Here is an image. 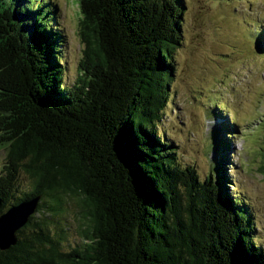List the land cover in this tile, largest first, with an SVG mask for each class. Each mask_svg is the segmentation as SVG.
I'll return each instance as SVG.
<instances>
[{
  "label": "trees",
  "instance_id": "1",
  "mask_svg": "<svg viewBox=\"0 0 264 264\" xmlns=\"http://www.w3.org/2000/svg\"><path fill=\"white\" fill-rule=\"evenodd\" d=\"M75 5L82 50L65 87L55 6L0 0V215L40 197L0 264H264L244 206L226 191L224 160L201 181L156 132L181 0ZM226 148L224 136L216 149ZM261 167L264 178V151ZM20 175L30 189L15 197ZM64 198L83 219L81 244L69 250L52 220Z\"/></svg>",
  "mask_w": 264,
  "mask_h": 264
},
{
  "label": "rangeland",
  "instance_id": "2",
  "mask_svg": "<svg viewBox=\"0 0 264 264\" xmlns=\"http://www.w3.org/2000/svg\"><path fill=\"white\" fill-rule=\"evenodd\" d=\"M49 3L55 6L54 31L64 37L58 49L62 86L69 87L82 50L78 9L75 0ZM181 6V44L172 55L173 76L157 135L172 146L177 164L194 167L201 181L213 170L215 158L224 160L226 191L241 201L252 241L264 249V51L259 35H264V0H181ZM223 135L227 151L218 152ZM3 159L0 149V170ZM29 189L20 175L15 197ZM52 220L65 229L64 250L81 244L83 219L72 199L64 198Z\"/></svg>",
  "mask_w": 264,
  "mask_h": 264
},
{
  "label": "water",
  "instance_id": "3",
  "mask_svg": "<svg viewBox=\"0 0 264 264\" xmlns=\"http://www.w3.org/2000/svg\"><path fill=\"white\" fill-rule=\"evenodd\" d=\"M40 197L11 206L0 215V250L9 249L16 243V232L21 229L31 215L36 212Z\"/></svg>",
  "mask_w": 264,
  "mask_h": 264
}]
</instances>
